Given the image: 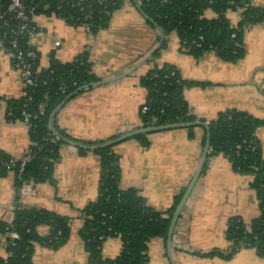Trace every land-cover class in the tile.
<instances>
[{
  "label": "crops",
  "instance_id": "0c3cea01",
  "mask_svg": "<svg viewBox=\"0 0 264 264\" xmlns=\"http://www.w3.org/2000/svg\"><path fill=\"white\" fill-rule=\"evenodd\" d=\"M252 2L264 7V0ZM205 15L214 17L215 12L207 9ZM227 16L233 24L241 18L235 9H229ZM35 22L42 32L37 40L39 67H47L52 54L66 62L88 47L94 72L100 80L108 79L69 98L57 112L58 125L74 138L101 140L142 127L141 108L147 89L140 77L165 63L175 65L183 78L198 82L183 91L197 120L208 121L234 107L264 118V21L246 29L245 54L236 61L224 60L214 51L196 57L181 49L176 31L166 35L163 47L162 43L158 46L161 29L154 27L132 0H125L94 35L83 25H71L54 14L39 13ZM51 34L62 41L58 48L53 46ZM121 74L125 75L113 78ZM23 93L19 70L0 46V150L15 157L23 156L31 145L29 126L8 118L6 99ZM257 135L264 157V126L258 128ZM147 137L148 145L132 137L115 144L120 155V186L137 188L150 206L166 210L199 164L205 129L197 125L190 135L188 127H179L148 132ZM99 174V156L92 149L81 153L78 146L66 142L55 164V185L32 182L20 195L16 173L10 170L0 175V219L12 221L17 195L25 207L70 217L67 241L56 249L37 244L33 264H88L80 235L82 209L98 196ZM252 180L253 175L235 171L226 156L208 155L177 220L171 256L165 240L154 237L148 242L147 264H172L171 257L175 264H264L254 247H242L229 257L201 254L228 251L231 241L225 232L230 217L249 222L259 214ZM38 232L47 235L50 227L42 224ZM120 248L121 239L109 237L103 244V256L115 257ZM0 255H7L4 245Z\"/></svg>",
  "mask_w": 264,
  "mask_h": 264
},
{
  "label": "trees",
  "instance_id": "16d2710c",
  "mask_svg": "<svg viewBox=\"0 0 264 264\" xmlns=\"http://www.w3.org/2000/svg\"><path fill=\"white\" fill-rule=\"evenodd\" d=\"M132 1L154 27L164 32L161 47L166 44V35L176 31L181 49L196 57L206 51H214L224 60L240 59L245 54L246 29L264 21V7L253 4L252 0H143L141 4ZM124 2L82 0L78 4V0H27V4L36 8L38 14H54L75 26L86 24L92 35L109 23L115 10ZM207 9L213 10L215 16H206ZM229 9L240 11L241 18L236 24L227 16ZM7 22H0V32H7L4 45L10 47V33L18 23L10 17ZM19 43L23 49L27 48L26 37H20ZM158 53L159 49L154 56ZM27 60L33 63L36 83L26 86L20 97L6 100L9 119L23 121L24 114H29L30 159L19 170L21 160L15 161L14 156L0 150V175L13 170L18 190L27 181L55 185V164L60 158L61 145L66 143L64 138L98 145L92 149L99 156L98 196L82 209L83 225L80 229L88 253V264H147L148 242L152 238L161 237L167 245L171 217L184 188L174 196L169 208L157 210L147 203L137 188L120 186V155L115 151V144L101 146L117 135L101 140L77 139L58 125L56 115L53 127L59 134H55L50 117L56 106L66 97H74L92 86L81 88L83 85L100 80L93 70L88 47L66 62L52 54L47 67H39V52L36 58ZM140 83L147 89V110L141 112L143 127L197 120L183 91L198 82L183 78L175 65L165 63L149 70L140 77ZM201 121L209 125V155L222 154L230 160L235 171L253 175L251 186L259 204V214L249 222L239 216L229 218L225 233L231 245L227 252L213 250L201 254L218 253L229 257L242 247H254L264 258V157L257 135L258 128L264 126V118L234 107L218 112L208 121ZM202 127L206 143L207 129ZM194 128L188 126L190 135L194 134ZM147 134L137 133L132 138L148 145ZM78 150L85 153L90 149L78 146ZM42 224L50 227L47 235L38 232ZM12 231L19 236L12 238ZM69 234L70 217L45 208L25 207L20 202V195H17L12 221L0 219V246L4 245L7 252L6 257L0 255V264H33L37 244L56 249L67 241ZM113 236L121 239L120 251L115 257H104L103 244Z\"/></svg>",
  "mask_w": 264,
  "mask_h": 264
},
{
  "label": "built area",
  "instance_id": "2783aa9c",
  "mask_svg": "<svg viewBox=\"0 0 264 264\" xmlns=\"http://www.w3.org/2000/svg\"><path fill=\"white\" fill-rule=\"evenodd\" d=\"M78 1V4H81L80 2L82 0ZM142 1L143 0H136L137 4H141ZM37 14L38 13L36 12V8L30 7L27 4V0H0V22L4 24L8 23L7 18L10 17L12 19H15L18 23L17 26L11 30V39L9 40L10 47H5L4 45V38L7 36V32H0V46H2L7 56L11 59L13 65L19 70V76L24 88L36 83L33 63L27 60V58H36L38 54L37 40L42 32L35 22V16ZM83 26L89 32V26L86 24H83ZM20 37H26V49H23L21 47V44L19 43ZM50 39L52 40L53 46L55 48H58L62 44V41L56 34H51ZM146 110L147 106L146 104H144L141 108V112H145ZM24 116L25 119L23 121L28 125L27 119L29 117V114L25 113ZM210 150L211 148L209 149V152ZM29 159L30 148H28L23 156L14 158L15 161L21 160L19 170H22L24 164ZM12 163L14 164L13 161H11V164ZM31 183L32 182L28 181L24 182L19 189V194L24 195L25 189L29 187ZM10 236L12 238H15L18 237L19 234L15 231H12L10 233Z\"/></svg>",
  "mask_w": 264,
  "mask_h": 264
},
{
  "label": "water",
  "instance_id": "95a60500",
  "mask_svg": "<svg viewBox=\"0 0 264 264\" xmlns=\"http://www.w3.org/2000/svg\"><path fill=\"white\" fill-rule=\"evenodd\" d=\"M162 35L161 38L159 40L158 46L161 45L163 38H164V32L161 30ZM125 74H121L118 76H115L113 78H119L122 77ZM113 78H109V79H113ZM108 79H101L98 81H94L91 83H88L86 85H83L81 88H87L89 87V85H95V84H99L100 82H104ZM69 99V97H66L61 103H59L56 108L52 111L51 113V117H50V124H51V128L54 130L55 134H59L57 131H55L54 127H53V118L54 116L57 114V112L61 109V107L65 104V102ZM197 125H203L205 126V128L207 129V139H206V143L204 146V150L202 153V156L200 158L199 164L195 170V172L193 173L192 177L190 178L188 184L185 186L183 194L181 196V199L179 201V203L177 204L173 215L171 217V222L169 225V231H168V238H167V250H168V254L171 256V252H172V238H173V232L177 223V220L187 202V199L189 198L192 190L195 187V184L197 183V181L199 180L205 164L207 162V158L209 155V149H210V132H209V125L207 122L201 121V120H194V121H182V122H173V123H167V124H155V125H149V126H142L139 128H136L134 130H131L129 132H125L123 134H120L119 136H116L115 138L108 140L106 142H104L103 144H101V146H105V145H113V144H117L125 139H128L132 136H134L137 133H141V132H155V131H159V130H166V129H172V128H179V127H188V126H197ZM65 142L76 145V146H81V147H86L89 149H95L98 147V145H86L71 139H67L64 138ZM172 260V264H175L173 258L171 257Z\"/></svg>",
  "mask_w": 264,
  "mask_h": 264
},
{
  "label": "rangeland",
  "instance_id": "374dc122",
  "mask_svg": "<svg viewBox=\"0 0 264 264\" xmlns=\"http://www.w3.org/2000/svg\"><path fill=\"white\" fill-rule=\"evenodd\" d=\"M44 14V13H43Z\"/></svg>",
  "mask_w": 264,
  "mask_h": 264
}]
</instances>
